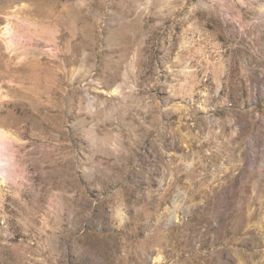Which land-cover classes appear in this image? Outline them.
<instances>
[{
	"label": "rangeland",
	"instance_id": "1",
	"mask_svg": "<svg viewBox=\"0 0 264 264\" xmlns=\"http://www.w3.org/2000/svg\"><path fill=\"white\" fill-rule=\"evenodd\" d=\"M0 134V264H264V0H0Z\"/></svg>",
	"mask_w": 264,
	"mask_h": 264
},
{
	"label": "bare ground",
	"instance_id": "2",
	"mask_svg": "<svg viewBox=\"0 0 264 264\" xmlns=\"http://www.w3.org/2000/svg\"><path fill=\"white\" fill-rule=\"evenodd\" d=\"M190 88H191V85L188 87V89L190 90ZM1 135V134H0ZM2 142V141H1ZM6 144V143H5ZM7 145V144H6ZM3 146V145H2ZM5 146V145H4ZM6 148V147H5Z\"/></svg>",
	"mask_w": 264,
	"mask_h": 264
}]
</instances>
